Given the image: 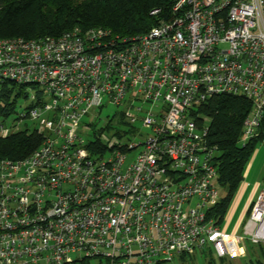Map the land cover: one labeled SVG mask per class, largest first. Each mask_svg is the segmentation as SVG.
Segmentation results:
<instances>
[{
  "label": "built area",
  "instance_id": "obj_1",
  "mask_svg": "<svg viewBox=\"0 0 264 264\" xmlns=\"http://www.w3.org/2000/svg\"><path fill=\"white\" fill-rule=\"evenodd\" d=\"M5 81L25 86L22 117L43 140L26 158L0 160V264H163L207 247L225 258L240 251L236 243H264V190L242 234L229 235L212 213L218 149L199 112L214 96H244L252 109L241 143L258 136L264 0H172L167 18L131 37L102 27L0 37ZM108 105L132 135L100 134L104 151H93L84 118ZM138 123L148 132L130 142L143 134ZM19 129L0 120V137Z\"/></svg>",
  "mask_w": 264,
  "mask_h": 264
},
{
  "label": "trees",
  "instance_id": "obj_2",
  "mask_svg": "<svg viewBox=\"0 0 264 264\" xmlns=\"http://www.w3.org/2000/svg\"><path fill=\"white\" fill-rule=\"evenodd\" d=\"M171 6L172 0H0V37H59L76 27L83 30L102 27L111 30L115 36L131 37L146 33L158 25L169 16ZM155 10L159 12L154 14ZM22 101H27L25 86L12 81L0 83V118L15 113ZM251 109L250 100L236 95L214 96L199 108L202 115L209 117L208 141L218 149L217 173L221 199L212 208L218 224L224 223L244 180L246 167L258 145L264 141L263 120L258 136L245 144L241 143L243 123ZM99 135V132L94 134V146L90 145L93 151H104V147L98 146ZM42 140L43 135L37 129L29 128L0 137V160L26 158L40 146ZM257 247L260 256L250 259L249 264H264V243L257 244ZM207 248V264H219L211 253L214 248ZM188 256L179 258L186 259ZM226 258L220 259L223 261Z\"/></svg>",
  "mask_w": 264,
  "mask_h": 264
},
{
  "label": "rangeland",
  "instance_id": "obj_3",
  "mask_svg": "<svg viewBox=\"0 0 264 264\" xmlns=\"http://www.w3.org/2000/svg\"><path fill=\"white\" fill-rule=\"evenodd\" d=\"M27 102L22 101L21 104L17 106V110L15 113L11 114L8 117H1L0 120L5 123L7 127H19L20 129L29 128L32 129L36 125L33 120L30 118L22 117L25 113V107ZM86 123H90L91 129L86 130L85 133V141L88 142L92 140V135L95 133L101 134L102 136H108L111 139H121L127 138V133L132 129L131 126L124 120V115L120 111V108L114 105H108L103 107L102 109H98L94 111L93 114L87 115L84 118ZM111 123V124H110ZM136 128H139V133H143L142 135L137 134L136 136L128 137L130 142H139L148 132L147 129L143 128L140 123L135 125ZM121 129L122 131H119ZM127 130V132H126ZM131 133V131H130ZM132 135V133H131ZM100 136V137H102ZM101 140V139H100ZM262 150L261 156H263L262 164H264V141L260 143L257 147L258 150ZM137 154V150H134L131 153H128L129 158L128 161L133 160ZM260 156V158H261ZM258 164V163H257ZM258 179H261L263 183L260 186V189L264 187V168L261 171V174L258 176ZM242 186V184H241ZM240 186L237 194L234 198V201L230 207V212L228 217H225V221L221 226L229 235L233 233L242 234V227L246 220L248 219V211L252 205V203L256 200L257 191L255 192L254 182H251V186L242 190ZM241 195V196H240ZM240 246V251L238 249L236 251V256L229 255L223 261L218 257L216 251L211 249V253L213 257L217 260L219 264H249L250 259L255 258L253 254V249L257 248V245H253L249 243L247 240L243 241ZM233 247L235 244L233 242ZM244 250V251H243ZM238 252V254H237ZM209 251L208 248L204 249V251H197L194 256H188L186 259L175 258L171 261H166L163 264H207L209 259ZM238 255V257H237Z\"/></svg>",
  "mask_w": 264,
  "mask_h": 264
},
{
  "label": "crops",
  "instance_id": "obj_4",
  "mask_svg": "<svg viewBox=\"0 0 264 264\" xmlns=\"http://www.w3.org/2000/svg\"><path fill=\"white\" fill-rule=\"evenodd\" d=\"M261 153H262V150H260V149L258 151L256 149V151L254 152L253 156L251 157V160L249 161V163L246 167V170L244 173V180H243L242 186H241L242 190H244V189L248 188L249 186H251V182H254L255 192L257 191V195L262 190H264V187L262 189H260V186H262L263 183L261 182V179H258V176L261 174V171L264 168V164H262L263 156H261ZM260 156H261V158H260ZM229 210H230V208H229ZM229 210H228V213L226 215L227 217H228L229 212H230ZM253 254H254V256H257V257L260 256V250L258 249V247L253 250ZM237 257H238V255H237Z\"/></svg>",
  "mask_w": 264,
  "mask_h": 264
}]
</instances>
